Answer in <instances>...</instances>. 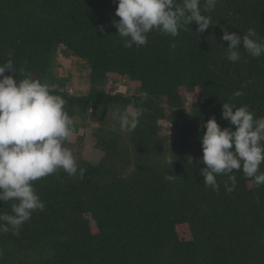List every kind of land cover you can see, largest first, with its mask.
<instances>
[{
  "label": "trees",
  "instance_id": "obj_1",
  "mask_svg": "<svg viewBox=\"0 0 264 264\" xmlns=\"http://www.w3.org/2000/svg\"><path fill=\"white\" fill-rule=\"evenodd\" d=\"M117 7L118 0H0V65L11 60L17 72L5 75L19 81L23 69L65 99L80 119L67 146L86 169L83 179L60 171L34 182L45 209L19 236L0 233V264H264V185L241 170L235 191L218 176L216 192L199 175L206 122L215 117L222 130H236L221 119L223 103L264 117V56L241 48V59L230 62L222 39L227 28L240 35L254 29L264 40V0H218L204 13L212 21L204 33L186 25L175 38L151 33L146 46L131 49L113 26ZM59 51L84 63L87 95L66 90ZM109 82L135 92H108ZM181 89L196 102L188 105ZM126 110L139 120L130 133L120 130ZM162 121L171 135H161ZM83 129L98 162L82 155ZM0 210L10 213L11 205Z\"/></svg>",
  "mask_w": 264,
  "mask_h": 264
},
{
  "label": "clouds",
  "instance_id": "obj_2",
  "mask_svg": "<svg viewBox=\"0 0 264 264\" xmlns=\"http://www.w3.org/2000/svg\"><path fill=\"white\" fill-rule=\"evenodd\" d=\"M218 0H118L113 22L124 46L131 49L146 46L151 33L177 37L186 25H198L199 34L212 26L211 16ZM223 41L229 42L227 60L238 62L240 49L252 58L264 56V40L254 29L240 35L223 29ZM175 45H173V48ZM13 61L0 65V203L10 204L11 212L0 210V233L12 232L19 236L22 226L31 220L45 204L36 193L34 182L63 171L69 177L84 178L86 169L79 166L72 150L67 146L76 134L74 118L66 109L65 99L54 94V88L31 73L20 69L22 80ZM243 92L235 91L234 96ZM222 120L236 127L221 129L215 117L208 120L201 136L203 168L199 175L203 184L219 192L218 176L227 180L224 188L235 191V173L242 170L245 178L257 187L264 185V117L254 118L245 106L235 107L223 103ZM121 132L134 131L139 123L127 110L119 115ZM176 157L169 153L166 163L173 167ZM189 163L192 157H188ZM176 175H166L174 182ZM230 182V183H229Z\"/></svg>",
  "mask_w": 264,
  "mask_h": 264
},
{
  "label": "rangeland",
  "instance_id": "obj_3",
  "mask_svg": "<svg viewBox=\"0 0 264 264\" xmlns=\"http://www.w3.org/2000/svg\"><path fill=\"white\" fill-rule=\"evenodd\" d=\"M57 66L58 74L69 80L66 87V90L69 93L74 95H87L89 93V71L81 60L77 58H67L63 55L62 51H59L57 55ZM107 91L111 93L121 92L126 95H130L135 92V88L133 85L126 82L118 84L109 82ZM180 93L187 98L188 105L196 102V97L188 94L185 89H181ZM74 122L79 123L80 119L75 118ZM160 125L163 127L161 135H171L172 128L168 122L162 121L160 122ZM81 134L86 137L82 148L83 157L87 158L89 161L98 162L101 158V153L94 148V140L90 135L91 131L83 129ZM72 152L74 153L73 150Z\"/></svg>",
  "mask_w": 264,
  "mask_h": 264
}]
</instances>
